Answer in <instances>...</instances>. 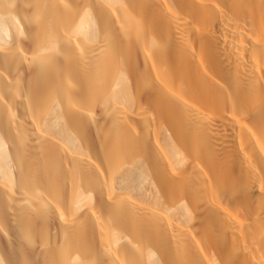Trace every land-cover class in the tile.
<instances>
[{
    "label": "bare ground",
    "instance_id": "bare-ground-1",
    "mask_svg": "<svg viewBox=\"0 0 264 264\" xmlns=\"http://www.w3.org/2000/svg\"><path fill=\"white\" fill-rule=\"evenodd\" d=\"M0 264H264V0H0Z\"/></svg>",
    "mask_w": 264,
    "mask_h": 264
}]
</instances>
